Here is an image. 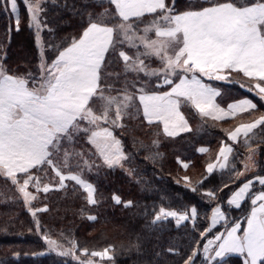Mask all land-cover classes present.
Here are the masks:
<instances>
[{
	"label": "snow or ice",
	"instance_id": "6c2138e0",
	"mask_svg": "<svg viewBox=\"0 0 264 264\" xmlns=\"http://www.w3.org/2000/svg\"><path fill=\"white\" fill-rule=\"evenodd\" d=\"M21 2L34 29L38 62L10 66L7 45L0 43V178L31 215L28 232L44 246L14 257L55 256L57 264H102L96 258L105 257L114 261V244L93 250L70 230L42 223L41 213L51 210L48 195L59 191L67 196L71 188L85 201L81 216L96 221L86 206L98 208L104 197L87 178L90 174L119 169L142 191L163 192L131 166L136 154L126 150L121 135L132 122L149 130L155 126L157 136L176 137L199 133L209 121L247 115L246 122L224 129L225 140L206 163L204 175L175 181L214 205L210 215L203 214L200 222L197 204L173 207L161 195L143 209L145 229L158 231V242L148 249L149 237L137 235L120 247L135 250L143 264H233V257L234 264H264V175L256 174L264 172L258 159L264 135L257 136L264 133V0H82L79 5L0 0V10L15 15L14 26L6 30L9 42L11 32L21 27ZM65 11L68 17L62 15ZM68 24L75 31L57 39V29ZM43 32L50 33L47 44ZM235 85L261 105L248 95L222 104L226 90ZM184 109L199 116L195 129ZM238 141L245 152L234 151ZM159 144V139L149 145L139 141L153 163L162 156ZM241 155L243 167L229 165L230 156L237 161ZM176 160L184 169L191 163L179 156ZM224 169L231 173L228 184L205 186L214 170ZM229 184L232 189L224 191ZM111 200L125 208L139 204L118 192ZM235 210L239 215L231 214ZM170 223L177 229L190 224L193 235L183 242L168 237L169 246L161 247L160 236Z\"/></svg>",
	"mask_w": 264,
	"mask_h": 264
},
{
	"label": "trees",
	"instance_id": "16d2710c",
	"mask_svg": "<svg viewBox=\"0 0 264 264\" xmlns=\"http://www.w3.org/2000/svg\"><path fill=\"white\" fill-rule=\"evenodd\" d=\"M60 2H63V0H60ZM67 2L69 4L75 2L79 5L82 0H67ZM96 10L100 11L101 8L97 6ZM53 15V12H49V17ZM62 15L68 17V12L65 11ZM20 16V30L11 32L9 42L6 30L9 24L14 26L13 15L0 10V43L7 45V60L5 62L10 66H16L23 61L30 66H35L38 62V50L34 44V29L28 24L29 14L22 2L20 3ZM74 31V24L62 25L56 31V38L59 39ZM49 36L50 33L48 32L42 33L46 44ZM46 54L51 56L50 51H47ZM231 94L232 97L240 94L249 95L248 92H241L238 86L232 87L228 91L230 97ZM250 96L258 106L261 105L262 102L257 97L252 94ZM184 110L190 118L193 129H195L201 123L199 116L191 110ZM248 119L247 115H242L236 119L209 121L199 133L185 132L176 137H166L163 134L157 136L155 135V126H152V130H149L147 126H139V121L132 122L129 128L123 130V135H121V138L125 140L126 150L136 154L135 162L131 166L137 167L140 175L145 177L151 185L161 188L163 192L142 191L139 184L119 169L103 170L99 175L93 173L88 176L97 185L98 195L102 194L104 197V202L98 208L86 206L87 212L97 215L96 221L89 220L87 216H81L79 209L85 206V201L78 194L73 195L71 188H69L67 196L59 191L48 195L46 202L49 203L51 210L41 214L42 223L47 225L49 229L70 230L79 241L93 250H100L109 243L114 244L116 246L114 261L103 258L102 264H143V257L137 254L135 250L121 249L120 245H126L130 240H135L137 235L149 237L146 244L148 249H151L152 245L158 242V231L148 233L145 229L148 217L143 215L144 206L148 205L150 208L153 202L159 201L161 195H166L171 199V206L173 207H179L185 203L189 205L197 204L201 213L200 222H203V214L210 215L211 207L214 205L209 204L207 199L198 192H191L182 184L175 183V181L181 180L184 175L190 176L193 180L204 175L206 163L215 159L219 151L220 141L225 140L224 129L232 128L235 124ZM260 135H264V133L258 132L257 136ZM154 139L160 140L156 150L162 153L156 163L146 159L149 152L140 148L139 145V141L149 145ZM200 147H205L209 151L200 153L197 151ZM261 147L264 148V146ZM233 148L234 151L239 148L241 153L246 151L244 147L240 146L239 141L233 145ZM177 156L191 162L187 169H184L178 163ZM243 159L244 156L241 155L237 161H233L230 156L229 165L235 162L238 167H243L241 163ZM258 159L261 163H264V151L259 154ZM256 174L264 175V172L257 171ZM230 175L231 173L227 169L214 170L205 186L217 187L228 184ZM248 178H251V175ZM241 182L242 179L236 183L238 185ZM0 186L3 190L0 198V264H57L59 258L55 256H45L38 259L25 255H21L19 259L14 257L13 254L16 252L40 251L44 245L34 232H28V229L33 227V221L20 202L10 201L12 192L8 191V185L3 178H0ZM231 189L232 185L229 184L228 189L224 191H230ZM113 192H118L125 199L138 201V206L125 208L115 204L111 200ZM231 214L237 216L239 210H235ZM167 228L169 230L159 239L161 247L169 246L167 243L168 237H180L183 242L193 235L190 231V224L188 228L181 227L177 229L174 223H170ZM235 259L236 257L232 258L233 264Z\"/></svg>",
	"mask_w": 264,
	"mask_h": 264
},
{
	"label": "crops",
	"instance_id": "0c3cea01",
	"mask_svg": "<svg viewBox=\"0 0 264 264\" xmlns=\"http://www.w3.org/2000/svg\"><path fill=\"white\" fill-rule=\"evenodd\" d=\"M13 16L15 17V15L13 14ZM153 66H156V64L155 63H153ZM234 76H235V73L233 74ZM235 86H238L239 87V89L241 90V92H248V90L247 89H245V88H243V87H240L239 85H235ZM235 86H233V87H235ZM228 91H230V89H228V90H226V94H225V96H224V99L221 101V103L222 104H224V105H226L228 102H230V100L231 99H237V98H241L242 96H244L243 94H240V95H237V96H235V97H232V94H231V97L228 95ZM249 93V92H248ZM250 94L251 93H249V97L250 98H252L251 96H250ZM253 95V94H252ZM255 101V100H254ZM225 120H229V119H225ZM222 121H224V120H222ZM247 120H243L242 122H246ZM181 134V133H180ZM179 135V134H178Z\"/></svg>",
	"mask_w": 264,
	"mask_h": 264
},
{
	"label": "rangeland",
	"instance_id": "374dc122",
	"mask_svg": "<svg viewBox=\"0 0 264 264\" xmlns=\"http://www.w3.org/2000/svg\"><path fill=\"white\" fill-rule=\"evenodd\" d=\"M19 12H20V8H19ZM13 15V14H12ZM13 19H15V17L13 16ZM151 19V17H147V20H150ZM147 20L145 21V22H147ZM141 27H143V25H141ZM123 131V130H122ZM88 178V177H87ZM89 179V178H88ZM3 192V190H2V187L0 186V198H1V196H2V193ZM42 198H43V196H42ZM10 201H13V202H17V200H15V199H13V195L11 196V200ZM18 202H20V201H18ZM21 203V205L23 206V208H25L24 207V205H23V203L22 202H20ZM34 206H39V204L38 203H35L34 202ZM26 210V209H25ZM27 211V210H26ZM42 214V213H41ZM30 215V214H29ZM30 218H31V215H30ZM32 219V218H31ZM105 258H107V257H105ZM96 259H103V258H96Z\"/></svg>",
	"mask_w": 264,
	"mask_h": 264
}]
</instances>
